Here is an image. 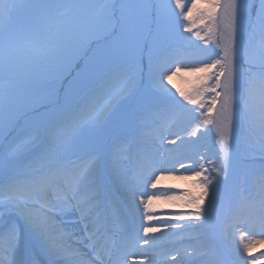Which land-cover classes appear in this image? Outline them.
<instances>
[{"label":"rangeland","instance_id":"rangeland-1","mask_svg":"<svg viewBox=\"0 0 264 264\" xmlns=\"http://www.w3.org/2000/svg\"><path fill=\"white\" fill-rule=\"evenodd\" d=\"M14 2L17 6L10 17L0 21V146L16 142L18 149L12 158L14 161L12 165H6L5 161L0 159V190L10 181L17 179V174L23 173L30 163L24 155L27 138L39 135L50 139L53 133L56 134L66 164L80 167L99 160L106 163L108 160L106 151H112L111 156L121 161L119 164L127 172L132 186L130 179L132 168L141 166L143 156L135 151L136 149L131 150V141L133 139L136 141L137 136L128 130L127 125L133 126L136 118L141 122L140 115L147 114L150 108H166L188 119L195 117V114L191 115L184 110L178 108L174 110L171 106L173 103L170 93L166 94L164 89L152 82L148 71L149 57L165 55L171 61L177 62L178 66L186 64L202 66L199 61L213 57V52L219 51L213 46L217 42L221 44L224 42L225 35L220 19L208 23L207 26L198 21L196 25H192L177 16L179 10L175 9L174 0H14ZM184 2L188 4L189 0ZM194 2L197 3L199 10L207 8L206 0ZM246 2L250 5V11L253 4L259 6V0ZM125 3L143 5L136 13L135 36L131 40L127 32L115 27L116 20L122 19L120 5ZM104 5L108 7L103 14L112 20L115 30L113 27L102 29L93 24V20L102 14ZM161 5L165 8L161 9ZM193 15L195 17L198 13ZM185 26L194 27L193 33L184 32ZM196 31L205 39L197 37ZM200 43L203 50L196 52L195 48ZM114 49H122L121 54L112 56L111 52ZM240 50L243 53L240 61L246 69L250 66L257 68L264 66V29L258 25L255 27L249 25L242 29ZM205 75L207 73L190 71L181 66L180 73L173 76L172 84L167 82L165 84L171 92L179 89L187 93L198 87L199 78ZM246 80L247 87H261L258 81L264 82L259 73L252 72L251 79ZM149 94L168 101L163 105H155L156 101ZM176 95L179 98L178 92ZM124 97L126 100H122ZM209 98L210 94L205 93V101ZM238 104L242 109V99ZM117 105L119 110L114 112ZM128 108L130 110H127ZM82 110L83 115L79 117L75 126L59 127L62 121ZM134 110L140 114L125 123L122 119L124 113L126 111L131 113ZM110 113L116 116L114 126L107 134L108 123L105 127H99L100 137L106 136L95 139L93 135L96 127L107 121ZM213 115L220 119L216 113ZM125 118L127 120L130 118L128 113ZM213 129L215 130V126ZM141 131L139 128V138ZM218 145L221 146L220 140ZM132 152L138 153L139 158L135 159ZM239 158L242 166L248 165L246 175L249 179H253L254 173L263 166L255 160L256 155L249 149L244 137L239 149ZM220 165V162L217 163V167ZM147 169L150 170L151 166ZM147 169L145 166L142 171ZM109 175L111 173L105 170V188L106 183L112 184L113 176L111 175V178ZM141 175L145 177V174ZM19 178L26 179L24 175H20ZM24 191L29 197V204H35L39 208L40 203L37 199L41 193H36L37 199H33L31 188H25ZM45 191L52 202H57L63 195V185ZM0 205L3 206L2 213L15 212L12 206L3 201H0ZM69 206L73 211V221H78V212L72 204ZM112 210H114L112 206L107 208L108 212ZM216 211L214 208L213 216ZM190 212L192 211L183 214L188 215ZM61 221L54 217V225L56 222L63 225ZM115 222L114 219L109 221L111 225ZM2 223L3 220L0 218V225ZM124 229L125 237H122L121 232L120 242L115 251L112 249L114 253L113 255L110 253L111 257H118L125 247L134 241L135 236L129 231L130 226L126 224ZM102 233L96 231L90 235L96 237L98 234L100 239ZM182 236L184 235L178 238ZM27 238L32 252H44L39 241L33 240L30 236ZM46 239L49 247L59 253L48 258L58 261L65 259L59 257L61 247L55 243L56 240L50 232ZM98 241L96 246H99ZM3 246L4 242L0 240V248ZM108 246L110 247V243ZM199 252L195 251L189 255ZM110 255L107 256L109 261ZM181 261L183 258L177 260L175 264Z\"/></svg>","mask_w":264,"mask_h":264},{"label":"snow or ice","instance_id":"snow-or-ice-1","mask_svg":"<svg viewBox=\"0 0 264 264\" xmlns=\"http://www.w3.org/2000/svg\"><path fill=\"white\" fill-rule=\"evenodd\" d=\"M206 3L207 8L199 10L194 0H189L188 4L184 0H174L175 9L179 10L176 13L177 16L182 17L183 21L192 25H196L198 21L207 26L210 22L218 21L222 14H226L224 42L223 44L216 43L213 46L219 51H214L213 57L199 61L202 66L194 64L178 66L177 62L171 61L165 55L150 56L148 71L152 82L164 89L166 94L170 93L174 107L195 114V120L202 122L203 125L215 126L224 158L230 162L231 143L235 137L236 128L235 109L238 106L233 86L234 62L243 57L240 50L242 29L249 25L253 27L258 25L264 29V0H259L258 7L253 4L251 11L246 0H230L227 5L222 0H206ZM16 6L14 0H7V2L0 0V21L9 18ZM107 7V5L102 6V14L93 20V24L102 29L113 27L115 30V27H120L122 31L127 32L130 40L133 39L137 25L136 13L143 5L137 3L121 4L122 19L116 20L115 27L112 20L103 14ZM160 7L161 9L165 8L164 5ZM194 13H198V15L194 17ZM193 31L194 27L192 26L184 27V32L193 33ZM195 35L201 40L205 39L200 36L199 31H196ZM121 51L122 49H114L111 55L118 56ZM181 66L190 71L207 73V75L199 78V86L191 92L186 93L179 89L176 92H171L165 84V82L172 84L173 76L180 73ZM261 75L262 80H264V69H262ZM173 87L175 86L173 85ZM177 92L179 98H177ZM205 93L210 94L207 101L204 99ZM240 98L244 100V110L247 113L249 100L243 96ZM189 106L194 107L190 108ZM260 107V120L264 126V95L261 96ZM213 113L219 115L220 119L218 120ZM81 115H83V110L62 121L59 127L71 128L75 126ZM211 130L210 127L205 129V131ZM199 134L203 135V132H199ZM192 135L196 136L197 132H193ZM178 139H180L181 144L184 143L183 137H178ZM170 143L176 144V140H171ZM17 149L16 142H12L8 146H0V159H3L6 165H12L14 162L12 158ZM25 149L24 155L30 160V163L23 173H18L17 179L10 181L6 185V190L0 193V201L15 209L14 214L2 218L3 223L0 225V240L4 242V246L0 248V251L3 252V256L0 257V264H55L48 257L57 256L59 253L49 247L46 238L49 230L54 226L55 210H62L68 204H72L78 212V223L83 225V231L95 229L98 233L102 232L105 226V212L111 202V197L104 186L105 170L117 178L126 197L128 209L140 213L142 221L146 220L151 223L154 220H159L162 227H143V233L146 237L150 233L154 234L169 228L184 231L185 229H201L205 225H209L215 207L214 199L209 198L206 203V198L209 197V186L215 193L217 185L221 182L220 174L226 171L225 167H220L216 169V176L209 178L203 174L208 171L203 164H200L199 167H193L170 158L163 162L164 166L162 167L159 160H152L151 173L143 177L137 186L132 187L127 174L121 170L119 160L115 157H110L106 163L99 160L88 166L76 167L66 164L55 133L50 139L39 135L28 137L25 141ZM177 163L185 172L191 173V178L201 188L200 193L193 194L192 191H184L178 194H169L171 190H164V195L158 194L157 186L159 181L163 179V173L174 172ZM157 172L161 175H157ZM20 175H24L26 179L21 180ZM186 178L188 177L180 176V179ZM60 184L63 185V195L60 199L54 203L47 201L42 193L45 190L56 188ZM261 184L264 187V173L261 174ZM149 186L152 191L148 190ZM25 188H31L33 199H37L36 193H41L37 199V202L40 203L38 209L29 206V197L25 195ZM160 199L182 200L187 208L193 211L188 215L180 213L167 219L162 218L153 209V201ZM253 214L259 226L264 227V201L253 208ZM171 221L185 223H173ZM29 236L40 242V246L44 249L43 253L26 251L25 238ZM144 243L147 244L149 241L146 239ZM250 247V245H245V251H248ZM260 255L264 256V252H261ZM255 260L254 257L249 264H255Z\"/></svg>","mask_w":264,"mask_h":264},{"label":"bare ground","instance_id":"bare-ground-1","mask_svg":"<svg viewBox=\"0 0 264 264\" xmlns=\"http://www.w3.org/2000/svg\"><path fill=\"white\" fill-rule=\"evenodd\" d=\"M222 2L227 5L229 0H222ZM220 21L224 35H226V14L221 15ZM240 63V59L234 62V71L238 74ZM261 85V87H246L243 81L241 88L243 87V97L249 100V108L246 113L244 100L242 99V109H239V106L235 109V113L241 110L243 116L239 131L241 137L239 139L245 138L249 149L256 155L255 160L263 165L254 173L253 179H247L246 174L241 178L239 177L241 162L238 158L234 160L232 167L227 171L230 162L224 158L223 151L221 150L219 153L213 151L212 147L217 142H209L207 135H200L197 129L190 127L191 119L165 109H151L147 115H141L143 117L141 125L144 128L140 134L137 147L144 151L143 147L149 146L152 158H150L148 164L152 166V160H159L160 165L163 167V162L170 158L193 167H199L200 164H203L204 168L208 170L203 174L209 176V178L216 176V169L225 167L228 173L226 178L223 177L224 172L220 174L221 182L217 185L215 193L212 192L211 186H209V197L206 200L209 198L217 199L221 196L222 200L219 203H224L227 210L230 207L232 191L240 182L242 196L238 199V207L233 210L232 215H229L228 212L225 215L220 212L215 217L217 220L216 226L219 227L221 240L219 243L214 240L211 233L214 230L212 220L209 225H205L201 229L180 231L179 229L169 228L154 234L150 233L146 237L143 233V227H162V225L159 220H154L151 223L146 220L142 221L140 213L130 210L132 215L129 219L134 220L136 225L135 241L127 245L116 260L109 263L107 256L110 253L113 255L120 239L121 232L118 223L112 225L111 233L99 239L104 244L107 242V245L98 247L96 244L99 237L97 235L96 237L89 236L95 230L83 231V225L76 220L73 221V211L68 204L62 210H55L56 215L54 217H57L60 221L62 220L63 225L56 222L49 230L56 240L55 243L61 247L59 257H65V259L58 261L53 258L52 261L55 264H65V262L67 264H149V261H151V264H174L179 259L188 258L189 253L204 252L214 248L215 250L211 252L201 253L197 259L198 261L196 260V262L190 264H249L254 257L256 258L255 264H264V256L260 255L261 252H264V227L259 226L253 214V208L264 201V187L261 184V174L264 173V126H262L260 120V101L261 96L264 95V84ZM240 97L239 94L236 95L238 102L241 99ZM193 132H197V135L193 136ZM178 137H183V144H181ZM171 140H176V144H171ZM219 162L221 165L217 167ZM120 168L125 172L123 166H120ZM151 170L146 171V176L151 173ZM125 173L127 174V172ZM156 174L161 175L159 172ZM180 176L188 178L180 179ZM141 179L140 176H136L134 181L132 179V187L137 186ZM113 180L114 185H109L107 188V192L111 197L110 204L115 205L122 202L126 205L127 201L117 178L113 177ZM6 185L5 188L0 190V193L6 190ZM157 189L159 195H164V190H171L169 194H178L184 191H192L193 194L201 192V188L191 178V173L180 168L179 163L176 164L174 172L163 173V179L159 181ZM225 189L228 191L227 195L224 192ZM148 190L152 191L150 186ZM42 194L47 201L52 202L46 191ZM29 206L38 209L35 204H29ZM2 209L3 206L0 205L1 219L14 214L13 212L2 213ZM153 209L158 216L165 219L176 214L193 211L188 209L182 200L169 201L164 199L154 200ZM171 222L185 223L180 221ZM181 235L184 236L178 238ZM146 239L149 241L147 244L144 243ZM109 243L110 247L108 246ZM245 245L251 246L248 251H245ZM221 246L225 249L228 257L227 262L216 260V257L220 256L218 249ZM2 256L3 252L0 251V257Z\"/></svg>","mask_w":264,"mask_h":264}]
</instances>
